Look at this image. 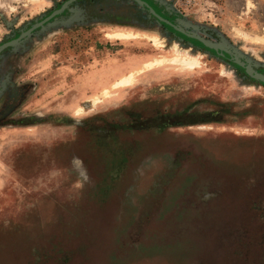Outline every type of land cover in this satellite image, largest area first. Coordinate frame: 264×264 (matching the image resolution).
Wrapping results in <instances>:
<instances>
[{"label": "rangeland", "instance_id": "obj_1", "mask_svg": "<svg viewBox=\"0 0 264 264\" xmlns=\"http://www.w3.org/2000/svg\"><path fill=\"white\" fill-rule=\"evenodd\" d=\"M262 77L264 0H0V264H264Z\"/></svg>", "mask_w": 264, "mask_h": 264}, {"label": "bare ground", "instance_id": "obj_2", "mask_svg": "<svg viewBox=\"0 0 264 264\" xmlns=\"http://www.w3.org/2000/svg\"><path fill=\"white\" fill-rule=\"evenodd\" d=\"M136 33V32H135ZM107 36L111 39H116V40H123V39H128V38H131L132 35L131 33L129 32H125V31H115V32H112V33H107ZM148 37V36H147ZM152 37V36H151ZM150 37V38H151ZM149 38V37H148ZM158 38V37H157ZM156 39V37H155ZM149 40V39H148ZM160 43V42H159ZM163 43V42H162ZM161 44V43H160ZM176 44V43H175ZM174 44V45H175ZM157 45V44H156ZM162 46V45H161ZM174 47V46H173ZM176 47V46H175ZM174 47V48H175ZM173 48V49H174ZM173 51V50H172ZM175 51V50H174ZM173 51V52H174ZM186 51V50H184ZM182 54V53H180ZM183 55H184V52H183ZM164 63H179V64H183L185 65L186 67H188L189 69H192V68H196L199 66V60L197 59V57H190V56H186V57H182V56H178L177 53L173 56H161V57H155V58H152L146 62H143V64L137 69V70H134V71H129L126 75L124 76H118L119 78L117 79H114L113 81L110 82V84L106 87H103L101 88L98 92V96L101 95V96H106L110 93V91L114 88L116 89H119V88H124V87H128L129 85H131L133 82H134V79H135V76L137 73H140L143 71V69H149V68H152L154 66H159L161 64H164ZM178 64V65H179ZM175 66V65H174ZM178 68V66H176ZM181 68V67H180ZM185 68V67H184ZM176 69V68H175ZM98 97L95 96L94 98H92L93 100V103L95 104L96 102H98ZM78 113V112H77Z\"/></svg>", "mask_w": 264, "mask_h": 264}, {"label": "water", "instance_id": "obj_3", "mask_svg": "<svg viewBox=\"0 0 264 264\" xmlns=\"http://www.w3.org/2000/svg\"><path fill=\"white\" fill-rule=\"evenodd\" d=\"M261 79H262V81L264 82V78L262 77Z\"/></svg>", "mask_w": 264, "mask_h": 264}]
</instances>
